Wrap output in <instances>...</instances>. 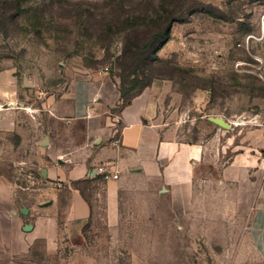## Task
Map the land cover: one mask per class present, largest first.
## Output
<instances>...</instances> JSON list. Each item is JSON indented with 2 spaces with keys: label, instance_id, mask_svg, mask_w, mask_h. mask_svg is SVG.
<instances>
[{
  "label": "rangeland",
  "instance_id": "1",
  "mask_svg": "<svg viewBox=\"0 0 264 264\" xmlns=\"http://www.w3.org/2000/svg\"><path fill=\"white\" fill-rule=\"evenodd\" d=\"M168 23L172 27L165 40ZM161 33L164 37L158 38ZM133 56L141 59L137 75L145 76L139 90L150 79L165 83L162 117L178 140L212 142L199 190H209L216 200L200 211L215 216L200 220L193 237L197 250H182L186 240L173 234L168 236L171 249L161 254L171 264H233L264 186V0H0V72H13L24 125L30 129L31 122L33 128L38 123L39 133H50L54 143L65 131L62 112L71 104L73 81L92 72L97 83L118 82V91L108 90L105 98L113 102L137 89L131 75L135 69L124 72ZM106 67L108 74L99 75ZM49 102L57 105L53 112ZM81 129L80 124L71 127L72 132ZM19 143L15 133L0 136V174L21 185L31 178L41 184L42 172L32 162L45 154L17 150ZM239 152L260 162L241 189L220 177L222 166ZM99 199L84 229L83 255L65 245L48 257L39 242L25 255L0 251V264H68L85 262V257L101 264H143V255L157 259L155 251L114 249ZM246 254L247 262H258L248 245Z\"/></svg>",
  "mask_w": 264,
  "mask_h": 264
},
{
  "label": "crops",
  "instance_id": "2",
  "mask_svg": "<svg viewBox=\"0 0 264 264\" xmlns=\"http://www.w3.org/2000/svg\"><path fill=\"white\" fill-rule=\"evenodd\" d=\"M13 78L11 70L0 72V136L15 133L20 139L17 150L43 151L45 157L32 162L42 172L41 184L35 179L21 185L0 174V251L10 257L25 255L42 242L48 257L59 254L65 245L83 255L84 229L100 197L114 249L159 252L157 259L143 255V264H171L161 252L171 249L168 236L173 234L186 240L182 250L198 249V238L193 237L199 234L200 220L215 216L200 211L216 200L209 190H199L202 164L212 142L178 140L174 127L162 117L164 82L153 81L130 103H124L121 95L108 102L107 91L117 92L118 82L100 84L94 73L86 72L72 83L71 104L62 112L65 131L54 143L50 133H39L38 123L33 128L31 122L30 129L24 125L27 120L16 105L20 95L13 89ZM50 103L53 112L57 105ZM116 108L119 111L112 113ZM78 124L82 129L72 132ZM259 165L256 156L239 152L222 166L220 177L224 184L239 183L241 189L242 181L247 182ZM116 173L118 179L113 178ZM28 224L32 229L26 231ZM247 245L258 262H247ZM237 250L233 264H264V186ZM84 259L68 264H101Z\"/></svg>",
  "mask_w": 264,
  "mask_h": 264
},
{
  "label": "trees",
  "instance_id": "3",
  "mask_svg": "<svg viewBox=\"0 0 264 264\" xmlns=\"http://www.w3.org/2000/svg\"><path fill=\"white\" fill-rule=\"evenodd\" d=\"M175 21H177V20H175ZM171 27H172V23H168L167 24V26H165V37L166 38H164L165 40H167L168 39V37H169V35H170V29H171ZM162 36H163V33H161L159 36H158V38H162ZM164 37V36H163ZM164 40V41H165ZM161 47L162 46H160L159 48H158V50L159 49H161ZM157 61L159 60L158 58L156 59ZM130 64H128V65H124V72H126V71H128V69L129 68H131V69H135V71L134 72H132V74L131 75H133L134 76V84H133V86H135V88H137V87H139L140 86V84H141V78H143V77H145L143 74H139V75H137V72H136V68H138V66H139V64H140V61H141V59L140 58H137L136 56H133V58H130ZM126 67V68H125ZM133 67V68H132ZM129 72V71H128ZM155 79H150L145 85H144V88H146V87H148V86H150L151 85V83L154 81ZM143 91V87H142V89H140L139 90V88H137V89H133V87L131 88V89H128V90H126V93H121V99L123 100V102L124 103H130L131 102V100L135 97V96H137L138 94H140L141 92ZM132 93H134V94H132ZM130 94H132V96H127V95H130Z\"/></svg>",
  "mask_w": 264,
  "mask_h": 264
},
{
  "label": "built area",
  "instance_id": "4",
  "mask_svg": "<svg viewBox=\"0 0 264 264\" xmlns=\"http://www.w3.org/2000/svg\"><path fill=\"white\" fill-rule=\"evenodd\" d=\"M108 72H109V68H108V67H106V68H104V69H102V70L100 71V73H102V74H104V73H108ZM113 145H116V143H114ZM113 178H114V179H118V178H119L118 173L114 174V175H113ZM30 180H31V181H34L35 178H31Z\"/></svg>",
  "mask_w": 264,
  "mask_h": 264
},
{
  "label": "water",
  "instance_id": "5",
  "mask_svg": "<svg viewBox=\"0 0 264 264\" xmlns=\"http://www.w3.org/2000/svg\"><path fill=\"white\" fill-rule=\"evenodd\" d=\"M214 122H216V124H220V125H223V126L226 125V124H224V122L222 120H214ZM30 229H32V226L30 224H28L27 227H26V231H29Z\"/></svg>",
  "mask_w": 264,
  "mask_h": 264
}]
</instances>
